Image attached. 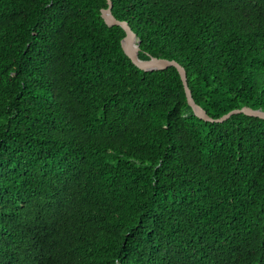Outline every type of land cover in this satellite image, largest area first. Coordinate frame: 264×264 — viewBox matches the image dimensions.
Instances as JSON below:
<instances>
[{"label":"trees","instance_id":"1","mask_svg":"<svg viewBox=\"0 0 264 264\" xmlns=\"http://www.w3.org/2000/svg\"><path fill=\"white\" fill-rule=\"evenodd\" d=\"M213 119L264 111V0H110ZM106 0H0V264H264V120L205 122Z\"/></svg>","mask_w":264,"mask_h":264},{"label":"water","instance_id":"2","mask_svg":"<svg viewBox=\"0 0 264 264\" xmlns=\"http://www.w3.org/2000/svg\"><path fill=\"white\" fill-rule=\"evenodd\" d=\"M108 7L106 9H103L101 11V17L108 26H119L121 27L124 32L125 36L121 41V47L123 49L124 54L128 57V59L132 62L133 65H135L139 70L143 72H151V71H157V70H164L168 67H174L183 83L186 98L188 105L191 107L193 114L198 117L199 119L210 122V123H222L226 120H228L233 115L238 114H244L246 116L255 117L264 120V111L258 109L253 110L248 107H243L241 109H235L224 116L213 119L210 116L207 115V113L198 105H196L192 99L190 90L187 86V79H186V72L183 67H181L177 62L174 60H168V59H158V58H152L147 61H142L138 58V43L139 41L136 38V35L132 32L130 27L126 22H121L113 17L111 12V1L106 0Z\"/></svg>","mask_w":264,"mask_h":264}]
</instances>
